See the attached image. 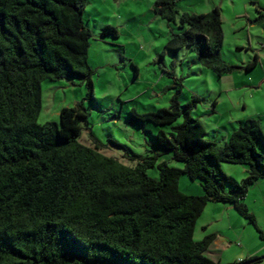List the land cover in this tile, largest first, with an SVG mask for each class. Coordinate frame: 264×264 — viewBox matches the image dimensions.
Segmentation results:
<instances>
[{
	"label": "trees",
	"instance_id": "1",
	"mask_svg": "<svg viewBox=\"0 0 264 264\" xmlns=\"http://www.w3.org/2000/svg\"><path fill=\"white\" fill-rule=\"evenodd\" d=\"M176 1L155 0L154 12L172 23ZM86 3L0 0V264H220L205 255L214 236L193 241L194 225L208 202L231 204L255 225L242 201L248 186L264 177L259 121L244 120L219 143L205 140L202 124L190 116L195 96L182 107L174 95L169 108L129 111L131 122L171 125L169 135L158 129L154 142L184 163L181 169L158 163L159 153L128 156L134 161L128 166L103 155L96 139L92 146L79 143L88 116L80 103L62 108L58 124H38L45 80H79L92 99L91 33L81 18ZM260 10L255 22L264 21ZM178 27L165 51L189 48L218 77L257 65L256 56L244 67L221 61L217 7L183 12ZM100 35L117 36L110 26ZM222 162L244 165L247 176L233 184ZM154 166L157 179L146 172ZM181 174L199 180L203 195L182 194Z\"/></svg>",
	"mask_w": 264,
	"mask_h": 264
},
{
	"label": "rangeland",
	"instance_id": "2",
	"mask_svg": "<svg viewBox=\"0 0 264 264\" xmlns=\"http://www.w3.org/2000/svg\"><path fill=\"white\" fill-rule=\"evenodd\" d=\"M154 2L87 0L81 18L91 33L87 64L92 70V99L79 80H45L40 85L37 123L58 124L62 108L80 103L88 116L77 141L92 146V138L96 139L102 144L103 155L128 166L134 165L128 156L159 153L158 163L183 168L184 163L155 146L158 129L169 135L171 125L131 122L128 116L131 110L146 113L169 108L174 95L181 107L192 96L199 99L190 116L202 124L207 141L226 142L238 122L246 119L258 120L264 137V21H254L264 8V0H177L172 23L154 12ZM214 7L221 18V61L244 67L256 56L257 65L251 70L234 69L218 77L202 67L189 48L165 51L171 34L181 32L178 19L183 12L202 14ZM104 26L113 27L117 36L102 37ZM181 122L179 118L172 126ZM257 150L264 162V144H258ZM220 166L233 184L247 176L244 165L222 162ZM146 172L158 178L155 166ZM229 188L226 185V190ZM178 189L185 195H203L200 181L186 174L179 176ZM242 202L255 225L223 202H208L195 222L193 241L213 235L205 255L220 264H243L249 258L253 259L246 264H264V177L248 186Z\"/></svg>",
	"mask_w": 264,
	"mask_h": 264
},
{
	"label": "crops",
	"instance_id": "3",
	"mask_svg": "<svg viewBox=\"0 0 264 264\" xmlns=\"http://www.w3.org/2000/svg\"><path fill=\"white\" fill-rule=\"evenodd\" d=\"M239 124L241 123V122H238Z\"/></svg>",
	"mask_w": 264,
	"mask_h": 264
},
{
	"label": "water",
	"instance_id": "4",
	"mask_svg": "<svg viewBox=\"0 0 264 264\" xmlns=\"http://www.w3.org/2000/svg\"><path fill=\"white\" fill-rule=\"evenodd\" d=\"M244 264H246V263H244Z\"/></svg>",
	"mask_w": 264,
	"mask_h": 264
}]
</instances>
